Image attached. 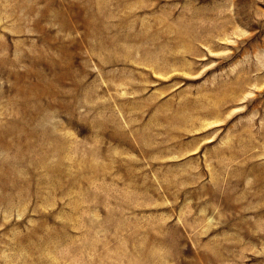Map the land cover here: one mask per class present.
Segmentation results:
<instances>
[{
	"label": "rangeland",
	"instance_id": "374dc122",
	"mask_svg": "<svg viewBox=\"0 0 264 264\" xmlns=\"http://www.w3.org/2000/svg\"><path fill=\"white\" fill-rule=\"evenodd\" d=\"M0 264H264V0H0Z\"/></svg>",
	"mask_w": 264,
	"mask_h": 264
}]
</instances>
